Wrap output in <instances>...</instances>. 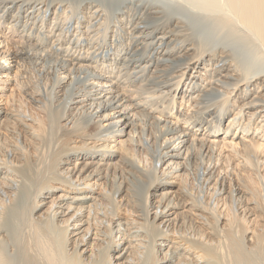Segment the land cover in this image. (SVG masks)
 I'll use <instances>...</instances> for the list:
<instances>
[{"label":"bare ground","instance_id":"bare-ground-1","mask_svg":"<svg viewBox=\"0 0 264 264\" xmlns=\"http://www.w3.org/2000/svg\"><path fill=\"white\" fill-rule=\"evenodd\" d=\"M181 1L0 0V264H264V0Z\"/></svg>","mask_w":264,"mask_h":264},{"label":"rangeland","instance_id":"rangeland-1","mask_svg":"<svg viewBox=\"0 0 264 264\" xmlns=\"http://www.w3.org/2000/svg\"><path fill=\"white\" fill-rule=\"evenodd\" d=\"M179 1H181V0H179ZM182 1H183V2H182ZM182 1H181V3H183V4H186V3H184V2H187V0H186V1L182 0ZM193 1H194V0H192V2H193ZM211 1H212V2H211ZM188 2H189V0H188ZM188 2H187V3H188ZM196 2H197V3H196ZM199 2H204V4L202 3V4H203V5H202L201 3H198V1L196 0L195 2H193L194 6H195V7H196V6L199 7L198 5L200 4L201 6H200L199 8H204V7H205L206 10H208V9H210V6H211L210 3H213V0H210V1H209L210 3L207 2V0H204V1L199 0ZM189 3H191V2H189ZM214 4H215V2H214ZM214 4H212V6H211V9H212V10H211L210 14H212V13L214 14V12H213L214 9H215V11H218V9H219L218 6H216L217 3H216L215 5H214ZM204 5H205V6H204ZM209 5H210V6H209ZM213 5L216 6V8H214ZM207 6H208V7H207ZM207 8H208V9H207ZM216 9H217V10H216ZM209 11H210V10H209ZM215 13H216V12H215ZM204 122H205V121H204Z\"/></svg>","mask_w":264,"mask_h":264}]
</instances>
